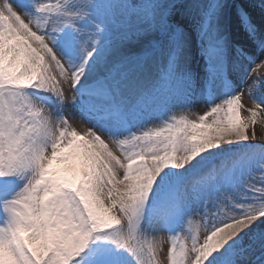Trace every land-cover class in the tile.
Returning <instances> with one entry per match:
<instances>
[{
  "label": "rangeland",
  "instance_id": "obj_1",
  "mask_svg": "<svg viewBox=\"0 0 264 264\" xmlns=\"http://www.w3.org/2000/svg\"><path fill=\"white\" fill-rule=\"evenodd\" d=\"M84 1L90 0H14L16 5L3 10L11 20L21 19L18 25L23 31L15 35L9 25L0 29L3 32L0 36V264H151L142 259L141 254H133V244L141 241L139 231L144 221H148L147 217L161 204H173L169 217L174 218L183 231H193L195 237L202 232L199 241L196 239V245L200 246L210 237L203 229L207 214H214V208L225 213L235 208L242 213L243 208L238 204L251 203L253 198V203L264 202V144L261 157L251 154L260 158V162L191 157L197 146L187 130L178 126L169 140H165L163 127L152 123V102L163 81L153 86L145 70L140 72H145V77L139 84L134 77L141 70L140 66L151 60V49L126 44L107 50L106 56V48L95 51L100 42L117 40L130 29L127 20L118 17L120 1L130 10L143 6L163 9L165 3L96 0L86 5ZM178 3L179 0H175L168 5L165 15H155L158 22L155 43L169 35L171 27L185 25L175 18ZM207 8L200 7L198 12L202 17L186 28L193 29L195 37L197 31L207 29L212 33L206 39L210 41L221 29L215 26L217 16L209 15L212 7ZM22 21L24 26L20 24ZM39 29L54 31L62 42L56 49L59 79L54 83L49 78L51 72L43 66L48 42L39 43L46 48L39 51L42 62L32 44L23 42L27 49H19L18 37ZM92 50L96 53L94 68L90 66ZM196 65V56L178 65V73L186 70L189 73L179 74L180 87L184 85V77L192 75L189 81L194 80ZM95 68L99 69L96 73ZM133 79L135 87H128L127 83H132ZM113 86L122 87L120 91L126 92L124 100L117 102V112L113 107L100 108L101 102L115 103L106 93ZM193 86L184 95L190 120L199 127L216 131V127L199 115L197 89ZM198 91L201 93V89ZM173 92L179 91L169 93ZM57 108L60 116L54 115ZM167 115L180 119L175 110L166 109ZM90 129L98 137L95 145L108 148L111 156L102 170L107 171L106 166L111 167L112 161L117 159L115 147L124 153L118 157L122 169L116 181L106 177L104 172L94 173L90 169L87 162L90 149L77 138L80 131ZM59 130L69 135L83 163L75 164L74 160L64 158V144L56 140L53 133ZM156 135L161 143L165 140L162 158L157 159L151 149ZM100 146H96L97 149ZM35 147H38V159L29 166L34 158L31 150ZM143 155L146 159H142ZM28 178L31 181L27 184ZM126 178L130 179L126 185L131 183L134 188L130 189H135V193L121 198L118 190ZM189 182L196 183L198 191L212 193L208 199L212 210L211 207L203 210L197 203L200 199L190 202L184 196ZM23 188H26L24 192L17 196ZM162 192L165 194L159 196ZM104 210L110 214L102 213ZM221 218L242 219L240 222L246 223V227L252 229V224L256 228L254 232H243L239 224L234 227L238 244L225 255L222 264H264V251L251 256L240 249L241 245H249L264 233L261 230L264 207L246 218L229 215H221ZM159 219L166 221L162 216ZM197 250L190 248L187 252L194 257ZM186 264H192L191 259Z\"/></svg>",
  "mask_w": 264,
  "mask_h": 264
},
{
  "label": "bare ground",
  "instance_id": "obj_2",
  "mask_svg": "<svg viewBox=\"0 0 264 264\" xmlns=\"http://www.w3.org/2000/svg\"><path fill=\"white\" fill-rule=\"evenodd\" d=\"M10 1L0 0V10L10 9ZM95 1L84 2L89 5L88 2ZM173 1L175 0H159L158 2H163L165 5L163 9L158 8L157 10L147 9L146 6L130 10L124 4V1H120L118 17L121 20H127V25H131L130 29H127L117 40L100 42L98 49H95V51H103L106 48L104 52L106 56L107 50L118 49L126 44L127 46L136 44L140 48H145L146 46L147 49H151V60L141 66H144L143 70H145L147 77L151 79L153 86H156L158 81H163V85H160L163 88L158 86L159 89L155 94L154 102H152L151 118L152 123L155 122L156 126H161L165 130V135L161 134L165 140H169L172 132L176 127L180 126L188 131V134L194 139L193 144L197 146V150L191 153V157L202 156L205 157L203 160L220 158V160L241 159L244 162H260V158H255L251 154H259L261 157L263 153L262 145L264 144V141L253 137L264 139V0H179L175 8V18L179 22L180 20L183 21L185 25L180 24L173 28L171 27L169 35H165L162 40L155 43L156 24L158 22L154 17L157 13H159L158 16L165 15L168 5ZM148 5L149 7L152 6L151 3H148ZM200 7L202 9L212 7V14L210 13L209 15L211 17L212 15L217 16L215 26L217 29H221L210 41H206L207 36L212 34L207 29L197 31V37H195L193 29L189 31L186 28V25H191L192 27L193 21L202 17V14L198 12ZM2 15L4 22L10 26L11 31L15 35L23 31L18 25L20 18L15 21L4 13ZM1 35H3V32L0 31ZM18 38L21 44L19 45L20 50L27 49L24 43L32 44L36 51L35 54L41 60L40 62L44 60L40 58L41 54L37 49L39 51L43 50L39 43L47 40L49 43L46 53L48 58L45 57L43 66L46 67L48 72H51L49 78L52 83L55 82V79H59L56 76L59 66L55 52V41L42 30L27 31V34H22ZM25 39L30 42L28 43ZM154 43L156 44L155 47L149 46V44L155 45ZM44 50L46 49L44 48ZM95 51H90L93 55L90 65L92 68L96 66ZM194 56L197 57V65L193 83L189 81L191 79L190 76H192L189 75L183 78L184 85L180 87L181 76L179 74L189 73L188 70L178 73V65L185 64L190 58L194 59ZM130 57H126L124 60ZM98 71V68L94 69L95 73ZM145 72L144 74L134 75L139 81L138 84L145 77ZM189 83L197 89L196 100L200 104L198 106L199 115L216 127V131L212 130V128L199 127L190 120L189 111L186 109L187 103L184 98V95L192 88ZM134 84L135 81L133 79V82L127 83V86L135 87ZM121 88L116 89L114 91L116 94L112 95L116 97V102L124 100L123 97H125L126 92L124 89L120 91ZM199 89H201V93H199ZM174 90L179 92L176 94L174 92L169 93ZM166 109L168 112L175 110L180 119L171 115L166 117ZM54 115L60 116L58 108L55 110ZM62 118L66 120L68 117ZM59 122L61 123L60 119ZM48 125H51V122ZM82 131L78 133L77 138L86 148L90 149V160L87 161L90 169L94 173L104 172L106 177L116 181L122 169L118 163V157L121 158L124 153L115 147L117 159L112 161L114 167L113 165L111 167L106 166L107 171L102 170V165L106 164L109 157H111L108 155V148L102 145H95L98 138L94 135L95 131L91 129L89 132ZM53 133L55 139L64 144L62 150L64 158L74 160L75 164L77 162L83 163V159L80 158L81 153L75 144L68 139L69 135L65 131L62 132L60 130ZM57 133L59 136L56 135ZM157 136L159 135L154 136V139H152V148L150 147L157 156L155 159L162 158V144L165 142L164 140L161 143ZM96 146H100L99 149ZM37 149L38 147H35L31 150L34 158L29 166L34 164L35 159H38ZM142 159H146L145 155L142 156ZM51 165L53 166V164ZM82 166L85 167L84 164ZM34 169L35 167L32 170ZM54 169H56L55 164ZM64 170L70 172L66 168ZM30 179L26 180L27 184L30 183ZM129 180L126 178L124 185L118 190L121 198L132 197L135 193V189H130V187H133L131 183L126 185ZM194 180L192 179V182ZM192 182L188 183L190 187L185 190L184 196L190 202L200 199L197 203L203 210H209L210 207L212 210V206L208 204V199L212 197V193L198 191L196 183ZM125 188L129 189L126 190ZM25 189L23 188L19 191L17 196L21 195ZM164 194L162 192L159 196ZM254 200L253 198L251 203L237 205L243 208L242 213H239L235 208L230 212L228 211V213L214 208V214L208 213L203 230L210 237L203 238L204 242L200 246L196 245V239L199 241L202 232L195 237L193 231H183L174 218H168L167 221L161 222L158 211L161 210L162 212L173 208L172 206L161 205L157 213L149 215L150 218L147 217L148 221H144L139 231V236L143 240L141 239L139 243L134 241L133 254H141L142 259L149 261L151 264H181L180 262L186 264L189 259H191L192 264H222L224 259H226L225 255L230 250H234L238 244L236 242L239 238L237 239V232L234 227L239 224V226L243 227L241 228L243 232H254L256 228L252 224L251 226H254V228L246 227V223L240 222L242 219L240 221L232 219L231 221L222 219L221 215L225 217L229 215L231 218L233 216L246 218L248 214L264 207V202L253 203ZM104 211L102 213L110 214V212ZM261 230H264V228ZM258 240V244H254ZM190 248H198L194 257L187 252V249ZM240 249H244L242 252L251 256L263 252L264 233L252 240L249 245H241Z\"/></svg>",
  "mask_w": 264,
  "mask_h": 264
}]
</instances>
